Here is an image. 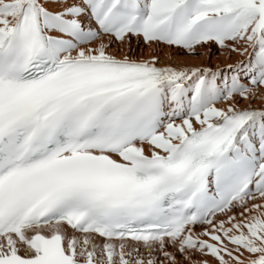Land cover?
<instances>
[{
	"label": "snow or ice",
	"instance_id": "snow-or-ice-1",
	"mask_svg": "<svg viewBox=\"0 0 264 264\" xmlns=\"http://www.w3.org/2000/svg\"><path fill=\"white\" fill-rule=\"evenodd\" d=\"M0 264H264V0H0Z\"/></svg>",
	"mask_w": 264,
	"mask_h": 264
},
{
	"label": "bare ground",
	"instance_id": "bare-ground-1",
	"mask_svg": "<svg viewBox=\"0 0 264 264\" xmlns=\"http://www.w3.org/2000/svg\"><path fill=\"white\" fill-rule=\"evenodd\" d=\"M215 55H217V57L212 59V57L215 56ZM218 56H219V53L216 52L215 49H213V53L210 54L209 59L205 60V63H211V66H212V64H215L216 65V63H218V62H222L221 60H218ZM234 59H236V58L234 57Z\"/></svg>",
	"mask_w": 264,
	"mask_h": 264
},
{
	"label": "rangeland",
	"instance_id": "rangeland-1",
	"mask_svg": "<svg viewBox=\"0 0 264 264\" xmlns=\"http://www.w3.org/2000/svg\"><path fill=\"white\" fill-rule=\"evenodd\" d=\"M217 55H218V54H217ZM217 55L213 56L212 59H213V58H216ZM212 59H211V60H212ZM212 66L215 67V64H212Z\"/></svg>",
	"mask_w": 264,
	"mask_h": 264
}]
</instances>
